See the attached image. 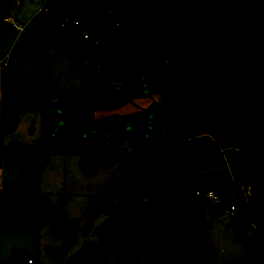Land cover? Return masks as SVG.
<instances>
[{
	"label": "rangeland",
	"instance_id": "1",
	"mask_svg": "<svg viewBox=\"0 0 264 264\" xmlns=\"http://www.w3.org/2000/svg\"><path fill=\"white\" fill-rule=\"evenodd\" d=\"M215 1L242 5L240 0ZM6 5L5 16L11 20L0 19V264L11 260L14 249L34 264H65L90 242L104 254L105 264H121L113 240L93 232L106 218L105 210L176 192L186 193V220L197 204L205 213L203 242L211 254H198L195 264H233L264 251L257 233L237 241L229 226L241 218L242 198L249 196L244 178L227 190L218 189L223 204L214 210L193 194L196 187L218 188L264 170V132L252 122L264 115V39L214 38L217 48L236 56L212 60L203 57L211 50L206 38L181 37L170 46L149 37L172 17L173 0H6ZM44 6L61 14L60 30L78 21L81 34L66 45L44 38L37 19ZM80 62L119 91L81 73ZM12 72L21 84L4 90L2 74ZM49 81L56 86L54 99ZM64 105L82 107L86 122L67 120L59 111ZM201 110L223 118L187 133L184 141L190 140L196 152L172 172L160 175L148 169L123 182L120 161L89 174L79 167L80 158L93 153L99 142L107 140L125 156L162 140L164 115ZM14 143L49 147L47 164L41 165L35 155L3 153ZM42 198L74 226L63 253L56 248L64 235L38 223ZM230 204L235 213L227 210ZM258 216L257 210L247 214L251 223ZM185 222L177 225L185 227ZM88 223L91 230L85 231ZM142 237L138 264H166L172 247L164 248L165 235Z\"/></svg>",
	"mask_w": 264,
	"mask_h": 264
},
{
	"label": "trees",
	"instance_id": "2",
	"mask_svg": "<svg viewBox=\"0 0 264 264\" xmlns=\"http://www.w3.org/2000/svg\"><path fill=\"white\" fill-rule=\"evenodd\" d=\"M240 1L241 7L233 8L215 0H173L172 17L160 32L149 34V37L162 40L170 46H175L181 37H203L208 40L213 38H240L254 41L264 39V0ZM6 6V0H0V19L5 18ZM61 21L60 13L45 12V7L42 9L40 18L42 32L51 43L56 45H66L73 36L81 34L80 28L72 24L60 30L58 25ZM232 56L236 55L217 48L215 44H211V50H205L203 53L205 59L212 60H222L223 57ZM220 75L225 76L224 73ZM19 82L17 74H2L1 87L4 90L17 88ZM111 91L115 92V89ZM222 117L220 114L202 110L195 114H166L163 116L164 137L159 143L120 156L107 140L102 141L95 146L93 153L80 158L79 167L84 174H89L94 173L98 168L105 169L120 161L123 182L147 174L149 167H153V171L160 175L167 174L184 166L196 152L190 141H184L185 135L194 130L215 125ZM252 122L264 132V115L253 118ZM3 152L34 154L38 156L41 165H46L49 147L43 149L41 144L14 143L8 145ZM242 178L250 192L246 199L242 198L241 218L231 225L237 241L245 235L246 225L250 222L247 214L253 210L258 212L259 232L264 237V170L238 180ZM231 185L232 183H227L218 188L214 186L208 188L227 190L231 188ZM185 199V192H176L155 195L146 203L137 206L109 207L105 210V220L93 232L99 238H112L121 264H138V238L152 236L168 228L175 221L185 220L186 213L183 205ZM211 209L215 208L211 207ZM205 222L202 207L195 205L186 223L185 235L177 240L179 246L177 259L180 264H194L197 253L204 256L211 254V248L202 241ZM38 223L48 224L64 235L61 247L56 248V251L63 253L74 235L72 223L66 221L56 207L48 206L44 198L40 204ZM84 230H91L89 223ZM83 262L105 264V257L90 242L85 243L65 264H82ZM25 263L24 254L13 250L11 260L4 264ZM233 264H264V251L250 253Z\"/></svg>",
	"mask_w": 264,
	"mask_h": 264
},
{
	"label": "crops",
	"instance_id": "3",
	"mask_svg": "<svg viewBox=\"0 0 264 264\" xmlns=\"http://www.w3.org/2000/svg\"><path fill=\"white\" fill-rule=\"evenodd\" d=\"M45 7V6H44ZM43 7V8H44ZM42 8V9H43ZM42 9H41V12H42ZM40 12V11H39ZM45 12H49L48 11V8H46L45 7ZM39 14V13H38ZM6 18V20L5 19H3L4 21H10L11 20V17H9V16H5ZM41 18V17H40ZM40 18H38L37 17V19L40 21ZM41 29H42V27H41ZM43 33V32H42ZM43 37L45 38L46 36L43 34ZM47 38V37H46ZM214 39V38H213ZM217 39V38H216ZM243 40H246V41H253L254 43H256L259 39H257V40H250V39H243ZM209 42H211V44H217V42H216V40L214 41V40H212V39H210L209 40ZM217 47V46H216ZM220 49V48H219ZM221 50H224L225 51V49H221ZM223 59H225V57H223ZM222 61V60H221ZM226 66H228V63L225 65V67ZM223 71H220V73H222ZM219 73V74H220ZM9 74H15V73H9ZM21 84V81L19 82V85ZM83 111H84V109H83ZM174 114H176V113H174ZM227 114H230V113H227ZM231 115V114H230ZM229 116V115H228ZM227 117V116H226ZM223 118V117H222ZM206 128V127H205ZM202 129H204V128H201V129H197V130H194V131H192V132H196V131H199V130H202ZM191 133V132H190ZM187 135V134H186ZM185 135V136H186ZM184 139H185V137H184ZM187 139V138H186ZM187 141H190V140H188L187 139ZM33 145V144H32ZM4 153V152H3ZM6 154H11V153H6ZM17 155V154H16ZM20 155H34V154H20ZM37 158H38V156L37 155H35ZM38 161H39V159H38ZM229 161V160H228ZM40 163V162H39ZM98 170H101V169H98ZM135 180V179H134ZM237 180L238 179H235V180H233V181H231L230 183H236L237 182ZM225 184H227V183H225ZM203 187H207L206 185H202ZM209 187H211V186H209ZM214 187H216V186H214ZM143 192V189H142V191L140 192V193H142ZM39 207H40V205H39ZM216 214H218V213H216ZM190 219V218H189ZM188 219V220H189ZM38 220H39V216H38ZM105 220V219H104ZM188 220H186V218H185V220H183V221H186L185 222V227H182V228H180L178 225H177V223H179V222H181V221H176V222H174L172 225H170L167 229H164V230H162V231H159L158 233H156V234H154V235H152V236H149L150 238H153V237H155L156 235H158V234H164L165 235V243H164V248H165V246H167V248L168 247H172V250H171V252L169 253L170 255H168L166 258H165V263L166 264H180L179 263V261H178V259H177V255H178V252H179V246H178V242H177V240L179 239V238H181V237H183L184 235H185V233H186V223H187V221ZM252 220H253V222L251 223L250 222V225H249V228L246 230V232H245V235H246V233L249 235V236H253L255 233H257L259 236H260V239L262 240V241H264V237L260 234V232H259V216H258V222H256V221H254V217H252ZM235 222H236V220H235ZM234 222V223H235ZM40 225H42V224H40ZM46 225H48V224H46ZM231 225L232 224H230L229 226H230V228H231ZM50 226V225H49ZM253 227H254V229H253ZM205 228H206V222H205V227L203 228V230H202V241H203V232L205 231ZM178 230V231H177ZM177 231V232H176ZM232 231V230H231ZM233 232V231H232ZM98 237V236H97ZM105 238H108V237H105ZM143 237H139L138 238V241H137V250H138V245H139V240L140 239H142ZM64 239V238H63ZM101 239V238H100ZM103 239V238H102ZM112 239V238H111ZM114 242V241H113ZM93 243V242H92ZM204 243V242H203ZM94 244V243H93ZM95 245V244H94ZM96 246V245H95ZM115 246V245H114ZM174 246H175V248H174ZM262 249V248H261ZM15 250V249H14ZM116 250V249H115ZM13 251V250H12ZM18 251V250H17ZM262 250H260L259 252H261ZM252 253V252H251ZM253 253H256V251L255 252H253ZM198 254H201V253H197L196 254V257H197V255ZM203 255V254H202ZM196 257H195V260H196ZM242 256L240 255V257L239 258H241ZM120 258V257H119ZM26 261H27V259H26ZM8 262V261H7ZM4 263H6V262H4ZM3 263V264H4ZM34 263V262H33ZM120 263H121V260H120ZM26 264V263H25ZM194 264H195V262H194Z\"/></svg>",
	"mask_w": 264,
	"mask_h": 264
},
{
	"label": "water",
	"instance_id": "4",
	"mask_svg": "<svg viewBox=\"0 0 264 264\" xmlns=\"http://www.w3.org/2000/svg\"><path fill=\"white\" fill-rule=\"evenodd\" d=\"M79 70L81 73H87L90 76H93L96 79H99L101 83L108 86L109 89H115V91H119L113 84H110L105 80L104 77H101L98 72L88 69L87 64L85 62L79 63ZM47 89L51 93V98H55L56 86L49 81L47 84ZM60 113H62L67 120H74L77 123H83L84 121V111L83 108L77 105H64L59 108ZM153 168L150 167L149 171H152Z\"/></svg>",
	"mask_w": 264,
	"mask_h": 264
},
{
	"label": "built area",
	"instance_id": "5",
	"mask_svg": "<svg viewBox=\"0 0 264 264\" xmlns=\"http://www.w3.org/2000/svg\"><path fill=\"white\" fill-rule=\"evenodd\" d=\"M42 12L40 11L38 14V18L41 17ZM75 27H80L78 21H73L71 23ZM67 27V26H66ZM88 37L87 34L83 33V38L86 39ZM194 197L197 201L207 204L210 207L219 208L223 204V193L218 189L208 188V187H196L194 188ZM227 210L230 213L236 212V206L230 204ZM26 264H34L33 261L27 260Z\"/></svg>",
	"mask_w": 264,
	"mask_h": 264
},
{
	"label": "flooded vegetation",
	"instance_id": "6",
	"mask_svg": "<svg viewBox=\"0 0 264 264\" xmlns=\"http://www.w3.org/2000/svg\"><path fill=\"white\" fill-rule=\"evenodd\" d=\"M85 122V119H84V121H83V123Z\"/></svg>",
	"mask_w": 264,
	"mask_h": 264
}]
</instances>
